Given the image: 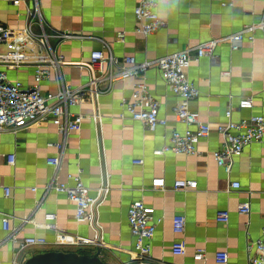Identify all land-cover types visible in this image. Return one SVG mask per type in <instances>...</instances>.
<instances>
[{
	"label": "crops",
	"instance_id": "obj_1",
	"mask_svg": "<svg viewBox=\"0 0 264 264\" xmlns=\"http://www.w3.org/2000/svg\"><path fill=\"white\" fill-rule=\"evenodd\" d=\"M38 1L49 33L72 34L66 39H51L52 46L64 56L63 78L72 85L90 77L86 67L89 54L103 44L118 57L132 55L137 62L153 60L258 22L264 11V0H173L172 10L163 18L165 25L155 33L143 35L134 30L133 10L138 0ZM31 3L23 0L14 5L10 0H1L0 22L22 27L27 20L26 7ZM119 31L125 33L122 42L116 38ZM0 70L24 85L32 81L31 67L7 69L0 65ZM187 74L199 91L189 107L210 126L209 134L197 143L201 154L154 153L167 142L172 130L185 128L173 116L172 107L178 98L154 65L135 77L114 83L106 92L91 90L73 107L84 118L79 130L65 136L57 179L71 184L68 174H77L95 198L88 217L80 221L75 220L74 204L63 193L51 190L43 195V186L54 173L46 158L57 154L54 143L62 140L55 125L45 121L16 132H0L3 264H9L18 249L16 243L4 241L7 231L2 228V217L9 218L10 226L21 224L18 238L45 237L48 245L44 250L92 253L99 247L100 257L110 264H217L214 256L220 250L228 254L226 264H247V246L264 228V138L235 156L229 172L216 163L212 151L222 142L216 124L225 120L229 106L234 107V121L252 113L264 115V30L256 29L252 39L245 37L237 50H230L227 43L218 44L214 59L203 56L193 60ZM140 80L158 101V114L165 118V124L149 128L125 112L120 116L121 97H129ZM56 87L51 71L41 88L55 91ZM106 87L100 84L96 89ZM244 96L252 97V108L236 107ZM10 153L15 156L13 165L6 159ZM155 177L164 178V188L150 186ZM180 178L193 179L197 185L186 190L173 189V181ZM233 181L239 183L238 188L230 187ZM4 187H9L8 195ZM137 199L153 207L154 219L160 218L151 238L150 254L143 259L135 257V238L127 223V208ZM244 201L250 205L248 215L237 209ZM218 211L228 212L227 222L216 220ZM47 212L55 213L56 229L45 225ZM176 214L185 217L181 233L172 230L171 219ZM24 218L27 220L22 222ZM62 234L88 237L92 243L55 245L54 240ZM173 244L183 245L185 253L175 254ZM197 248L204 249L203 258L198 261L193 259Z\"/></svg>",
	"mask_w": 264,
	"mask_h": 264
},
{
	"label": "built area",
	"instance_id": "obj_2",
	"mask_svg": "<svg viewBox=\"0 0 264 264\" xmlns=\"http://www.w3.org/2000/svg\"><path fill=\"white\" fill-rule=\"evenodd\" d=\"M1 1V0H0ZM8 1V0H4ZM12 4L19 5L23 0H10ZM31 5L26 7L27 20L18 27H10L0 22V65L7 69L31 67L33 76L31 83L24 85L20 79H9L5 70H0V132H16L31 124H39L45 121L52 122L61 134L62 140L54 143L58 152L54 156H48L46 163L54 168L50 180L43 186V195L53 190L63 193L74 204V218L80 221L88 217L95 198L88 192V188L77 174H68L72 183L68 184L57 179V171L61 163L65 136L69 131L81 128L84 115L73 110L79 105L91 90L97 93L108 91L112 85L128 77H135L151 65L156 66L169 89L177 96V101L172 107L176 121L185 125L183 131L172 130L163 146L154 150L155 154L174 152L180 154H201L197 148L200 138L206 137L210 132V126L206 121L198 117L197 112L189 107V102L194 99L199 91L196 85L189 79L187 69L193 60L208 56L215 57L216 46L227 43L230 50H237L245 37L252 39L256 29L264 30V11L262 18L255 23L245 24L241 29L216 38H211L183 48L153 60L137 62L132 55L118 57L113 54L107 44L90 52L86 67L91 73L83 83L72 85L62 75L61 66L64 56L52 46L51 39H66L72 36L70 32L60 31L49 33L45 28L44 19L38 0H31ZM157 0H138L133 13L136 20L134 30L143 35L157 32L165 25V20L155 15ZM125 33L119 31L116 38L124 40ZM82 65V64H81ZM55 75L57 87L55 91L42 90L41 83L47 80L50 72ZM100 84L106 88H98ZM119 105L123 112L133 120L143 122L147 127L153 128L156 124H165V118L159 117L158 101L150 94L145 83L140 80L134 84V89L129 97L123 96ZM253 106L252 97L239 98L236 107L250 109ZM233 106L225 110V120L216 124V130L222 137L218 148L212 151L216 163L229 172L232 159L241 154L242 150L253 143L261 142L264 138V115L249 114L237 121L231 119ZM7 162L15 163L14 154L6 156ZM142 160H138L141 162ZM197 185L193 179L180 178L172 183L173 189H191ZM150 186L162 189L165 187L163 177L152 178ZM231 188H238L237 181L230 182ZM6 195L9 187H4ZM36 190L35 186L31 187ZM41 201V200H40ZM40 203V202H38ZM238 212L249 214L248 201L241 202ZM154 209L145 205L141 199L134 200L127 208V223L130 233L135 238V257L143 259L150 254L151 238L154 235L156 225L160 218L154 219ZM45 225L56 229L54 222L55 213L44 214ZM217 221L227 222V211H218L215 216ZM27 220L24 218L22 220ZM2 228L7 231L4 241L17 244L18 252L12 257L9 264H23L31 254L44 251L48 241L43 236H23L18 238L21 224L10 226L9 218L2 217ZM172 230L181 233L185 227V217L180 214L172 216ZM62 234L54 240V244L61 245H88L92 240L88 237ZM247 264H264V228L260 236L247 246ZM31 253H30V252ZM172 251L175 254H184L185 247L181 244H173ZM204 249L197 248L193 253V259L198 261L203 258ZM217 264H226L228 254L220 250L215 253ZM0 264H3L0 261Z\"/></svg>",
	"mask_w": 264,
	"mask_h": 264
},
{
	"label": "water",
	"instance_id": "obj_3",
	"mask_svg": "<svg viewBox=\"0 0 264 264\" xmlns=\"http://www.w3.org/2000/svg\"><path fill=\"white\" fill-rule=\"evenodd\" d=\"M23 264H110L100 257V248L92 253L49 249L28 256Z\"/></svg>",
	"mask_w": 264,
	"mask_h": 264
},
{
	"label": "clouds",
	"instance_id": "obj_4",
	"mask_svg": "<svg viewBox=\"0 0 264 264\" xmlns=\"http://www.w3.org/2000/svg\"><path fill=\"white\" fill-rule=\"evenodd\" d=\"M173 0H157L155 15L164 18L172 10Z\"/></svg>",
	"mask_w": 264,
	"mask_h": 264
},
{
	"label": "rangeland",
	"instance_id": "obj_5",
	"mask_svg": "<svg viewBox=\"0 0 264 264\" xmlns=\"http://www.w3.org/2000/svg\"><path fill=\"white\" fill-rule=\"evenodd\" d=\"M65 250H72V249H65Z\"/></svg>",
	"mask_w": 264,
	"mask_h": 264
},
{
	"label": "trees",
	"instance_id": "obj_6",
	"mask_svg": "<svg viewBox=\"0 0 264 264\" xmlns=\"http://www.w3.org/2000/svg\"><path fill=\"white\" fill-rule=\"evenodd\" d=\"M76 251L81 252V251H79V250H76Z\"/></svg>",
	"mask_w": 264,
	"mask_h": 264
}]
</instances>
